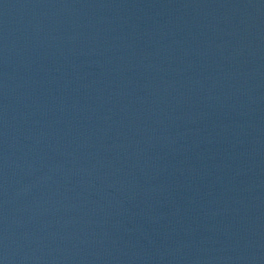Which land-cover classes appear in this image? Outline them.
Masks as SVG:
<instances>
[{
	"label": "water",
	"instance_id": "water-1",
	"mask_svg": "<svg viewBox=\"0 0 264 264\" xmlns=\"http://www.w3.org/2000/svg\"><path fill=\"white\" fill-rule=\"evenodd\" d=\"M0 264H264V0H0Z\"/></svg>",
	"mask_w": 264,
	"mask_h": 264
}]
</instances>
